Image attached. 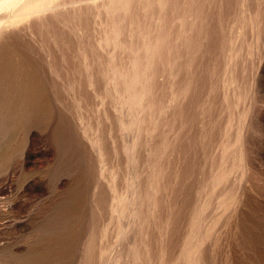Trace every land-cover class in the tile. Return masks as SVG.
I'll list each match as a JSON object with an SVG mask.
<instances>
[{
    "label": "rangeland",
    "instance_id": "1",
    "mask_svg": "<svg viewBox=\"0 0 264 264\" xmlns=\"http://www.w3.org/2000/svg\"><path fill=\"white\" fill-rule=\"evenodd\" d=\"M8 2L0 264H264V0Z\"/></svg>",
    "mask_w": 264,
    "mask_h": 264
},
{
    "label": "bare ground",
    "instance_id": "2",
    "mask_svg": "<svg viewBox=\"0 0 264 264\" xmlns=\"http://www.w3.org/2000/svg\"><path fill=\"white\" fill-rule=\"evenodd\" d=\"M7 1H9L8 3L9 4H11L12 2L14 3L15 2V0H0V7L4 4V3H6ZM12 1V2H11ZM83 1V0H82ZM11 2V3H10ZM53 2V1H52ZM29 4V3H28ZM27 5V4H26ZM25 5V6H26ZM70 5V4H69ZM8 6H10V5H8ZM53 6V5H52ZM3 7V6H2ZM4 8H6V7H4ZM3 8V9H4ZM8 8V7H7ZM54 8V7H53ZM2 8H0V10H1ZM10 9H11V6H10ZM21 9V8H20ZM50 9H52V8H50ZM42 10V9H41ZM47 10H48V8H47ZM7 14H9V13H7ZM13 14V13H12ZM12 14H11V16H12ZM19 15H22V14H19ZM5 16V15H4ZM8 16V15H7ZM9 17V16H8ZM4 18V17H3ZM3 20V19H2ZM6 20V19H5ZM7 21V20H6ZM1 24H3V23H1ZM13 24V23H12ZM15 24V23H14ZM4 25V24H3ZM7 25V24H6ZM2 31V30H1ZM0 31V32H1ZM232 222V221H231Z\"/></svg>",
    "mask_w": 264,
    "mask_h": 264
}]
</instances>
